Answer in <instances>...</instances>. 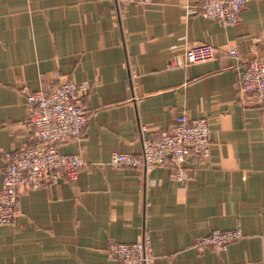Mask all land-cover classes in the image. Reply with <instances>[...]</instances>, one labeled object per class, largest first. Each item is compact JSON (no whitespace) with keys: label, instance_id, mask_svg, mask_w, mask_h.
Wrapping results in <instances>:
<instances>
[{"label":"crops","instance_id":"1","mask_svg":"<svg viewBox=\"0 0 264 264\" xmlns=\"http://www.w3.org/2000/svg\"><path fill=\"white\" fill-rule=\"evenodd\" d=\"M202 2L0 0V190L5 154L41 145L28 94L73 81L89 117L81 137L59 144L83 157L78 179L22 192L21 216L0 227V264H120L109 245L145 233L155 264H264V106L239 89L251 47L264 60V0L234 25L206 18ZM196 43L216 58L186 64ZM183 114L208 120L212 150L180 178L171 166L109 165ZM233 230L243 237L223 252L195 246Z\"/></svg>","mask_w":264,"mask_h":264},{"label":"built area","instance_id":"2","mask_svg":"<svg viewBox=\"0 0 264 264\" xmlns=\"http://www.w3.org/2000/svg\"><path fill=\"white\" fill-rule=\"evenodd\" d=\"M120 7L146 6L151 0H115ZM250 0H203L202 14L211 20L234 25L241 11ZM256 46L251 47L252 57L239 83L240 92L254 96L264 106V60L256 55ZM229 56H238L235 49ZM217 50L209 44H193L186 50L185 63L197 64L215 59ZM78 86L69 81L54 86L49 92L38 91L27 95L28 123L35 129L41 145L27 147L5 154L7 165L2 171L3 186L0 190V227L14 224L22 214V192L36 190L44 185L58 184L65 179L75 182L85 166L83 157L63 154L59 144L81 137L88 125L89 117L81 106ZM144 131L145 127L142 128ZM212 150L210 125L207 119H192L180 115L169 132L159 140L146 139L139 154L115 153L109 165L129 167L151 172L171 166L179 170L191 157H207ZM238 230L214 231L200 239L196 248L210 247L223 252L242 239ZM108 256L120 264H155L151 237L145 233L132 244L111 243Z\"/></svg>","mask_w":264,"mask_h":264}]
</instances>
